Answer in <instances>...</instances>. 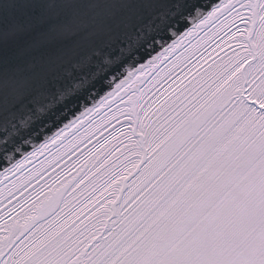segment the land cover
Returning <instances> with one entry per match:
<instances>
[{
  "label": "snow or ice",
  "instance_id": "snow-or-ice-1",
  "mask_svg": "<svg viewBox=\"0 0 264 264\" xmlns=\"http://www.w3.org/2000/svg\"><path fill=\"white\" fill-rule=\"evenodd\" d=\"M0 264H264V0H0Z\"/></svg>",
  "mask_w": 264,
  "mask_h": 264
}]
</instances>
